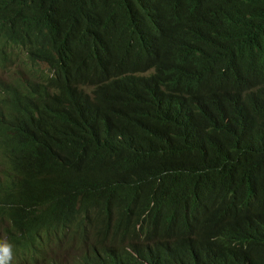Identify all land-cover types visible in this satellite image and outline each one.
Listing matches in <instances>:
<instances>
[{"label": "trees", "instance_id": "16d2710c", "mask_svg": "<svg viewBox=\"0 0 264 264\" xmlns=\"http://www.w3.org/2000/svg\"><path fill=\"white\" fill-rule=\"evenodd\" d=\"M10 264H264V0H0Z\"/></svg>", "mask_w": 264, "mask_h": 264}, {"label": "clouds", "instance_id": "9594fccd", "mask_svg": "<svg viewBox=\"0 0 264 264\" xmlns=\"http://www.w3.org/2000/svg\"><path fill=\"white\" fill-rule=\"evenodd\" d=\"M11 260L12 246L7 242H0V264H10Z\"/></svg>", "mask_w": 264, "mask_h": 264}, {"label": "rangeland", "instance_id": "374dc122", "mask_svg": "<svg viewBox=\"0 0 264 264\" xmlns=\"http://www.w3.org/2000/svg\"><path fill=\"white\" fill-rule=\"evenodd\" d=\"M0 78H4L5 79L6 78V73L0 71Z\"/></svg>", "mask_w": 264, "mask_h": 264}]
</instances>
